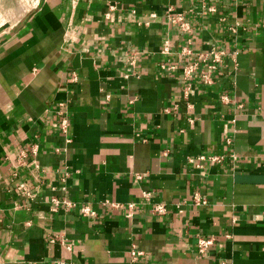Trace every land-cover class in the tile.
Here are the masks:
<instances>
[{"label":"crops","instance_id":"0c3cea01","mask_svg":"<svg viewBox=\"0 0 264 264\" xmlns=\"http://www.w3.org/2000/svg\"><path fill=\"white\" fill-rule=\"evenodd\" d=\"M0 264H264V0H0Z\"/></svg>","mask_w":264,"mask_h":264},{"label":"built area","instance_id":"2783aa9c","mask_svg":"<svg viewBox=\"0 0 264 264\" xmlns=\"http://www.w3.org/2000/svg\"><path fill=\"white\" fill-rule=\"evenodd\" d=\"M207 10V11H206ZM203 14H206V12H212L214 9L212 7H207ZM166 18L168 22L175 24L179 27V29L185 33L190 34L191 33V27L190 24L185 20V17L183 14H172L171 12L167 13ZM230 32L233 34L236 33V27H230ZM188 42H191V39H188ZM164 53H168V47L164 48ZM190 49L188 45H184V47L181 48V54H189ZM236 54L235 51L228 53L224 49H218L215 47H211L209 50L205 52L198 53L196 56V59L190 62L185 63L183 67V79H184V86H183V94L184 96H187L188 93L191 91L192 86V80L193 78L197 77L200 83L203 85H209L213 83V77L212 73L218 71L220 65L223 63L225 58L228 57V55L234 56ZM136 55L137 52L135 51H126L122 62L126 65V72H130L131 68L136 63ZM162 68H167L164 64H161ZM173 67L170 66L168 69H172ZM66 120L65 118L62 119V122L60 124V128L62 131H65L66 128ZM231 138L226 139V143H230ZM235 156H232V159H234ZM224 160V157L222 156H200L198 161L199 163H196L197 166L201 167V162H208L210 164H219L222 163ZM192 162V161H191ZM140 178V177H138ZM194 202L196 205L205 206L207 205L206 199L199 197V195H194ZM58 201L54 203L56 206ZM81 213L86 216H94V211L90 210L87 207H84L81 209ZM153 213L157 215H165L166 213V207L164 204H157L153 207ZM214 237H199L197 240V251L200 255H204L207 253L209 248L214 245Z\"/></svg>","mask_w":264,"mask_h":264}]
</instances>
